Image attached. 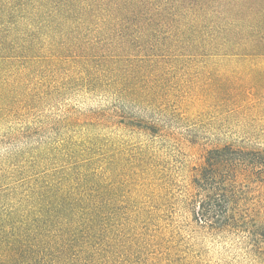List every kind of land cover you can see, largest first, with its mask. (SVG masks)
I'll list each match as a JSON object with an SVG mask.
<instances>
[{"label":"trees","instance_id":"16d2710c","mask_svg":"<svg viewBox=\"0 0 264 264\" xmlns=\"http://www.w3.org/2000/svg\"><path fill=\"white\" fill-rule=\"evenodd\" d=\"M199 59L241 64L260 103L264 0H0V264L174 263L149 153L128 161L101 131L158 136L167 76ZM191 186L195 225L253 254L264 149L208 151Z\"/></svg>","mask_w":264,"mask_h":264},{"label":"rangeland","instance_id":"374dc122","mask_svg":"<svg viewBox=\"0 0 264 264\" xmlns=\"http://www.w3.org/2000/svg\"><path fill=\"white\" fill-rule=\"evenodd\" d=\"M187 66L167 76L172 81L163 87L160 107L165 115L158 136L152 137L136 125H121L116 118H110V123H116L101 132L128 161L142 150L149 153L159 198L166 203L163 225L175 237L173 264H264V236L259 235L264 228V195L260 189L248 191L245 201L253 207L259 226L250 254L253 250L243 234H215L195 225L191 186L208 151L226 145L264 149V97L256 105L254 99L249 101L243 82L249 74L230 59H199ZM99 107L108 104L93 100L71 103L81 113ZM2 135L0 132V155L12 149Z\"/></svg>","mask_w":264,"mask_h":264}]
</instances>
